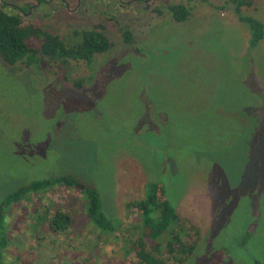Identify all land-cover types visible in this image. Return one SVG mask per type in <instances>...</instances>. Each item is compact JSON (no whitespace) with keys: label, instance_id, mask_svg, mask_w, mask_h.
Wrapping results in <instances>:
<instances>
[{"label":"rangeland","instance_id":"obj_1","mask_svg":"<svg viewBox=\"0 0 264 264\" xmlns=\"http://www.w3.org/2000/svg\"><path fill=\"white\" fill-rule=\"evenodd\" d=\"M2 1L31 7L23 20L66 43L98 25L111 46L88 64L0 59V202L33 181L71 175L95 188L103 214L124 227L146 182H159L174 212L197 228L185 264H264V0L240 9L263 26L253 48L228 0H145L124 12L113 0H79L69 12L59 0ZM178 4L189 10L182 22L167 12ZM0 9L13 12L1 1ZM84 201L54 186L5 209L2 263L78 264L84 250L72 242H95ZM33 202L38 212L65 211L75 238L53 242L38 223L36 243L25 213ZM108 236L97 264H126Z\"/></svg>","mask_w":264,"mask_h":264},{"label":"trees","instance_id":"obj_2","mask_svg":"<svg viewBox=\"0 0 264 264\" xmlns=\"http://www.w3.org/2000/svg\"><path fill=\"white\" fill-rule=\"evenodd\" d=\"M228 2L233 3V12L237 19L247 25L248 47H255L262 38L263 26L256 19L240 12V9L250 5V2L245 0ZM167 12L175 22H182L189 15V10L182 5L169 6ZM100 28L96 25L89 29L74 30L71 34L76 41L66 43L60 36L25 22L20 15L0 9V59L7 65L19 63L24 67H40L43 59L63 63L67 60H80L88 64L94 55L107 52L111 46ZM119 34L124 42H131L130 33L121 30ZM54 186L75 189L85 200L83 209L89 227L86 234L87 236L90 234L89 238L95 242L91 243L88 237L74 240L75 244L72 242L71 245L75 249L84 250L80 252L83 258L79 259L78 264H97L103 260V246L111 241L108 235L112 236L117 246L114 252H119L126 264H185L191 257L196 244L192 236L198 235L197 228L174 212L159 182H146L142 199L130 204L131 212L136 219L132 224L122 227L117 220H110L103 214L95 188L71 175H58L19 187L0 202V264H3V250L8 245V239L3 232L5 209L26 198L28 194L52 189ZM34 202L36 208L31 207L25 213L33 218L31 236L36 243L43 239L41 228L51 232L53 236L49 239L53 242L56 240L61 242L71 236L75 238L69 230L71 220L65 211L47 207L43 212H38ZM23 207L26 209V204ZM38 223L41 228L37 226ZM24 224L29 222L25 221ZM89 242L91 244H88ZM87 251L91 254L84 255Z\"/></svg>","mask_w":264,"mask_h":264},{"label":"flooded vegetation","instance_id":"obj_3","mask_svg":"<svg viewBox=\"0 0 264 264\" xmlns=\"http://www.w3.org/2000/svg\"><path fill=\"white\" fill-rule=\"evenodd\" d=\"M1 1V3H2V6H7L8 7V9H10L11 11L13 10V12L12 13H16V14H18V15H20L21 17H25V16H27V15H29V12L27 13L26 12V10L28 9V8H30L31 9V7H26L25 8V10H23L22 8H20L18 5H16V4H13V3H10V2H6V1H2V0H0ZM51 0H34V3H35V5L34 6H39L40 4H41V2L43 3V5H46L48 2H50ZM62 4H63V6H64V9H66V12H69V11H72V10H74L75 8H77L78 6H79V0H74L75 1V5L71 8V9H69V3H68V1H66V0H59ZM109 1L110 0H97V2H99L103 7H104V5L106 4V3H109ZM115 1H116V6H115V4H113L115 7L114 8H116V9H118V10H121V12H124L128 7H126L128 4H130L131 5V3H134V2H139V3H141V2H145V0H113V2L115 3ZM110 4V3H109ZM112 5V4H111ZM179 5V4H178ZM102 7V8H103ZM17 11V12H16ZM96 26V25H95ZM101 29V33L104 35V37H106V35L104 34V31H103V29L102 28H100ZM81 30V29H80ZM120 31L121 30H125V29H119ZM119 31V32H120ZM126 31V30H125ZM107 39V38H106Z\"/></svg>","mask_w":264,"mask_h":264}]
</instances>
